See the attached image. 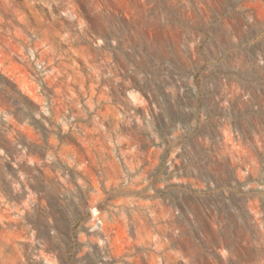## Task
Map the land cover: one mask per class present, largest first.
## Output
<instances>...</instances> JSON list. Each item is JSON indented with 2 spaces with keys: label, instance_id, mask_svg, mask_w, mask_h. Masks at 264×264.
Listing matches in <instances>:
<instances>
[{
  "label": "rangeland",
  "instance_id": "374dc122",
  "mask_svg": "<svg viewBox=\"0 0 264 264\" xmlns=\"http://www.w3.org/2000/svg\"><path fill=\"white\" fill-rule=\"evenodd\" d=\"M0 264H264V0H0Z\"/></svg>",
  "mask_w": 264,
  "mask_h": 264
}]
</instances>
